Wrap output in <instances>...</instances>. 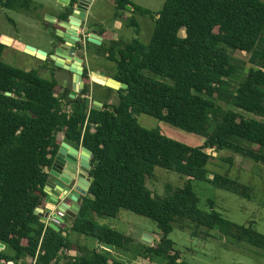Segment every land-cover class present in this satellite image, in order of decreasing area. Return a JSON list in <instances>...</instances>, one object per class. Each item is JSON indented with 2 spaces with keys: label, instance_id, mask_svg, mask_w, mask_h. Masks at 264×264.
Wrapping results in <instances>:
<instances>
[{
  "label": "trees",
  "instance_id": "trees-1",
  "mask_svg": "<svg viewBox=\"0 0 264 264\" xmlns=\"http://www.w3.org/2000/svg\"><path fill=\"white\" fill-rule=\"evenodd\" d=\"M112 3L113 22L135 28L137 38L87 44L90 50L97 48L96 57L116 64L112 77L128 86L117 91L120 101L115 106L94 96L104 104L101 111L87 112L86 98L92 94L88 68L83 92L72 99L54 76L45 79L36 71L7 64L5 51L24 52L25 46L0 34V242L6 246L0 264H27L28 259L32 264H125L100 246L130 251L133 237L97 222L116 218L123 210L157 224L158 241L142 250L150 261L187 264L170 239L174 225L185 222L219 229L227 238L264 251V234L254 229V222L242 226L214 208L204 211L192 184L211 182L250 200L249 186L227 175L209 178L214 157L207 151L228 150L264 166V122L237 111L264 119V0H165L158 14L132 0ZM32 4V0H0L3 8L21 12H29ZM137 16L155 22L149 44L138 38ZM93 22L99 21L91 18ZM52 26L55 36L60 27ZM95 27L101 36L110 29L118 32L112 24L110 29ZM235 52L250 55L249 68L238 66ZM218 100L234 109L224 108ZM141 114L205 136L206 141L190 146L146 129L138 122ZM59 133L92 152L89 192L80 198L77 217L68 219L72 232L99 245L93 249L73 243L64 235L65 228L55 231L35 213L45 205L49 170L62 145ZM156 168L176 172L185 183L168 184V196L154 195L147 181ZM68 251L76 255H66Z\"/></svg>",
  "mask_w": 264,
  "mask_h": 264
},
{
  "label": "rangeland",
  "instance_id": "rangeland-1",
  "mask_svg": "<svg viewBox=\"0 0 264 264\" xmlns=\"http://www.w3.org/2000/svg\"><path fill=\"white\" fill-rule=\"evenodd\" d=\"M132 1L136 5L148 9L153 14L160 13L165 3V0ZM32 2L33 4L29 12L11 10L0 6V34L18 40L24 46L29 45L42 48L50 54L51 47H49L48 43L54 35L53 31L45 26V22H50L48 17H55L53 16L54 9L58 8L59 3L57 4V2L59 0H32ZM103 2L104 8L101 12L100 22L102 21L109 29L111 24L115 28L114 26L117 22H113L115 9L112 0H103ZM137 19L141 29L138 38L142 43L149 44L154 32L155 22L149 16H137ZM119 25H122V28L120 31H117L122 36L118 35L117 38L122 37L127 42L137 38L135 28L128 27L125 24L123 25L121 21H119ZM232 54L237 60L238 66H246V68H249V54L239 52ZM95 58V64L92 66V69L97 71L94 72H103L108 77H110L111 73L112 75L116 73L117 68L115 63L103 58ZM3 59L7 64L22 70L36 71L45 79H52L54 76L62 85V92H65L66 89H72V77L66 75L65 72L64 74H60L57 71L54 72L50 62L41 61L37 57L27 54L26 51L19 52L14 49H7ZM95 84L91 80V87L95 92L90 96L93 97L94 95L110 106L119 104L120 95L117 91L99 89ZM218 102L226 109H234V107L220 100ZM237 111L247 118L264 122L262 117L255 114L247 113L239 109ZM137 119L142 127L149 130H159L167 137L190 146H202L206 141L205 136L185 132L166 122L159 121L144 114L137 115ZM214 128L213 126L209 132L212 133ZM207 152L214 157L208 166L210 179H213L214 174L227 175L252 188V192L251 199L248 200L234 193L217 188L211 182L194 181L192 184L195 192L201 199V209L212 212V208H214L228 220L242 226H248L251 222H254V229L264 234V166L244 159L228 150L220 152L208 150ZM154 175L153 178L147 181V186L154 195L162 197L168 196L166 191L168 184L176 187L185 183V180L176 172L162 168H156ZM210 202L214 203V207L211 206ZM97 222L115 228L119 232L129 235L134 239L130 251L116 249L109 251L104 248V250L109 251V256L112 258L125 264H163L162 259L150 261L142 256L144 246H153L159 239L157 237V234H159L158 226L151 219L123 210L116 218H97ZM174 227L170 239L174 241L177 250L182 253L183 261L187 264H264V251L227 238L220 233L219 229L208 230L204 227L197 228L196 225L188 222L175 224ZM145 236L152 237L149 245L143 243ZM79 242L82 244L81 240Z\"/></svg>",
  "mask_w": 264,
  "mask_h": 264
},
{
  "label": "water",
  "instance_id": "water-1",
  "mask_svg": "<svg viewBox=\"0 0 264 264\" xmlns=\"http://www.w3.org/2000/svg\"><path fill=\"white\" fill-rule=\"evenodd\" d=\"M94 2L95 0H59L64 10L58 19L51 17V21L57 22L60 27L55 33L56 37L50 40L51 53L48 54L29 45L25 46L24 50L41 61L50 59L55 66L73 74L72 89L68 91V96L72 99L77 98L85 88L83 76L86 63L81 54L88 55V43L102 46L104 40L99 31L92 28L89 22L93 14ZM91 75L102 77L103 82H97L94 79L93 81L111 90L119 91L128 88L126 84L97 72H92ZM6 94L12 96L9 92ZM86 105L87 112L90 109L101 111L104 106L102 102L93 100L92 96L86 98ZM91 157L92 152L87 148L77 149L67 142L62 143L49 170V178L45 185V204L49 207L38 208L35 212L43 223L47 224L50 217L63 223L65 218L60 217L59 212H64L66 217H77L81 209L80 198L88 194L91 186ZM49 227L60 231V227L53 223H49ZM151 240V236H145L143 243L149 245ZM5 248L6 246L0 242V252ZM104 248L110 251L112 246L105 245Z\"/></svg>",
  "mask_w": 264,
  "mask_h": 264
},
{
  "label": "crops",
  "instance_id": "crops-1",
  "mask_svg": "<svg viewBox=\"0 0 264 264\" xmlns=\"http://www.w3.org/2000/svg\"><path fill=\"white\" fill-rule=\"evenodd\" d=\"M59 2H57V4H58ZM103 0H95V2H94V5H93V8H92V11H93V14H91V16H90V18H89V22H90V20H91V18H93V20L95 21H99L100 22V18H101V12H102V10H103V8H104V5H103ZM63 10H64V7H63V5H61L60 3L58 4V8H55L54 9V14H53V16H55V18H59L60 17V15H61V13L63 12ZM48 19H50V22H48V21H46L45 22V26L48 28V29H50V30H52L53 31V26L52 25H57V22H52L51 21V17H48ZM102 22V21H101ZM116 23V22H115ZM115 30L117 31H120V29L122 28V25H119V22H117L116 24H115ZM109 29V28H108ZM100 34V33H99ZM118 35H120V33H113V32H111L110 30L107 32V33H105V35L104 36H102L103 38H104V40H103V42L104 41H106V40H117L118 38H117V36ZM120 36H122V35H120ZM49 44V47H51V45H50V42L48 43ZM36 49H39V50H42V51H45L44 49H42V48H37V47H35ZM45 52H47V51H45ZM95 53H97V48L96 47H91V50L90 49H88V55H87V57H85L86 55L85 54H81V56L83 57V58H85V67L86 68H88L90 71H91V74H92V72H94V70H92V66H94V64H95ZM100 71H102V70H100ZM99 74H102V75H107V74H105V73H103V72H98ZM92 77V76H91ZM108 77V76H107ZM92 80H93V77H92ZM57 138H58V141H60L61 143H63V142H67L66 141V139H65V135H64V133H59L58 134V136H57ZM67 143H69V142H67ZM71 146H73V147H75V148H77V149H83L84 147H76L75 145H73V144H71V143H69ZM46 207H49V205L48 204H45L44 206H42V208H46ZM70 226H71V220H69L68 219V217H65V221L63 222V223H61V225L59 226V227H63V228H65V233H64V235H67V236H69V238H70V240L73 242V243H76V244H78L79 246H82V247H89L90 249H93V248H96V247H99V245L95 242V241H93L92 239H88V238H86V237H84V236H81V235H79V234H77V233H75V232H72L71 230H70ZM60 230H61V228H60ZM81 238H83V239H81ZM82 241V244H81V242H79V241ZM91 243V244H90ZM100 247H102L103 249H104V247L103 246H100ZM66 255H69V256H74V255H76V252L75 251H68V252H66ZM28 263H32V260L31 259H28Z\"/></svg>",
  "mask_w": 264,
  "mask_h": 264
},
{
  "label": "flooded vegetation",
  "instance_id": "flooded-vegetation-1",
  "mask_svg": "<svg viewBox=\"0 0 264 264\" xmlns=\"http://www.w3.org/2000/svg\"><path fill=\"white\" fill-rule=\"evenodd\" d=\"M104 25L105 26V24L103 23V22H93V23H91V27L92 28H95V29H97L98 30V28H96L95 26L96 25ZM99 31V30H98ZM85 57H87V55L85 56ZM46 61H49L50 63H51V67H52V70L54 71V72H59L60 74H64V72L66 73V75H68V76H70V77H72V79H73V74H71L69 71H66V70H64L63 68H60V67H57V66H55V63L53 62V61H51L50 59H48V60H46ZM85 69H86V67H85ZM85 74V73H84ZM113 75H112V73L110 74V78H113L112 77ZM84 77V76H83ZM109 78V77H108ZM73 81V80H72ZM95 89H96V87H95ZM99 89H102V88H99ZM70 90V89H69ZM94 90H92V94H94ZM93 97H94V95H93ZM94 100V99H93Z\"/></svg>",
  "mask_w": 264,
  "mask_h": 264
},
{
  "label": "built area",
  "instance_id": "built-area-1",
  "mask_svg": "<svg viewBox=\"0 0 264 264\" xmlns=\"http://www.w3.org/2000/svg\"><path fill=\"white\" fill-rule=\"evenodd\" d=\"M59 216L64 217V218L66 217L64 212H59ZM49 223H53L57 226L61 225V222L59 220H57L56 218H53V217H50L49 222L47 223L48 226H49Z\"/></svg>",
  "mask_w": 264,
  "mask_h": 264
},
{
  "label": "bare ground",
  "instance_id": "bare-ground-1",
  "mask_svg": "<svg viewBox=\"0 0 264 264\" xmlns=\"http://www.w3.org/2000/svg\"><path fill=\"white\" fill-rule=\"evenodd\" d=\"M100 75H102V74H100ZM92 77L97 82H103L104 81V79L102 77H100V76L92 75Z\"/></svg>",
  "mask_w": 264,
  "mask_h": 264
}]
</instances>
